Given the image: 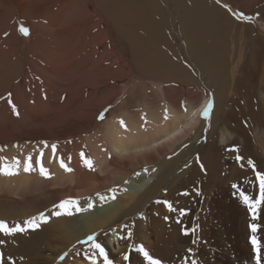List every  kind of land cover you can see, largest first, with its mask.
I'll return each mask as SVG.
<instances>
[{
	"label": "bare ground",
	"instance_id": "6f19581e",
	"mask_svg": "<svg viewBox=\"0 0 264 264\" xmlns=\"http://www.w3.org/2000/svg\"><path fill=\"white\" fill-rule=\"evenodd\" d=\"M15 1L18 13L31 21L35 33L33 42L26 48L27 60L33 55L47 66V72L36 67L33 70L44 77L39 80L48 91L56 93L59 88H63L70 93L80 94L75 104L87 95L90 98L87 107H96L101 111L123 93L126 98L119 110L124 111L126 107L141 102L140 83L134 80L136 76L142 79L147 76V79L170 84L171 81H181L182 84L191 85L195 81L199 84L197 90L204 91L202 99L195 103L192 98L196 94L195 88L187 96V106L183 109H177V100L170 98L169 90L172 88L164 91L163 95L149 93L145 104H142L143 113L149 115L139 117L131 111L127 113L126 121L114 119L106 131L109 148L101 149L93 157L80 156L77 148L69 155L64 154L62 148H57V154L53 155L52 148H48L45 160H41L38 151L32 154L35 170L24 172L26 160L21 157L17 175L0 174V194L18 197L16 201L24 207L9 212L11 216L26 217L43 208H51L52 205L54 208L69 199L78 201V207L84 209L74 211L71 216H56L54 213L58 209L55 208L46 214L48 222L43 223L46 225L43 229L26 231L23 237L11 236L26 244L24 258L33 263L32 255L35 253L37 257L39 247L46 249L50 237H62V242L57 241L62 247L59 254L76 241L85 240L89 235L129 216L132 217L129 222L130 231L119 230L113 232L111 237L104 238L105 250L110 247L115 254L122 256L113 264H147L142 253H136L130 263L124 261L125 254L130 256L129 251L122 246L126 237L123 233L127 231L132 233L131 245L138 240L136 248L143 244L146 251H153L154 254L174 244L173 252L177 255L173 257L172 254L167 264H182L191 248L186 243L171 242L175 238L179 240L180 233L186 228L187 221L182 217L185 209L189 210V201L197 197V191L211 187L216 179L229 182L225 188L231 187L230 190L235 191L234 181L239 176H252L248 171L261 173V159L257 155L250 156L249 142L244 138L241 140L244 131L240 124L235 129L237 138L229 148H218L212 141L211 133L209 141L205 143L207 145L201 151L198 167L195 168L197 175L191 177L197 185V179L202 178L201 189L199 186L194 188L193 193L183 195L190 182L184 179L186 172L174 177L164 191V185L160 183L163 182V175H157L159 157L186 140L203 117V110L211 96L198 79L206 78V87L212 89L215 97L217 113L226 110L235 117L236 112L232 107L243 101L249 110L250 120H261L260 109L258 114L254 111V98L264 90V76L258 75L259 67L264 64V33L258 28L256 30L254 23L239 16L259 15L264 18V0H97L92 7L85 0ZM13 3L14 0H0V53H5L4 59L9 61L6 63L9 66H12L18 49L15 42L18 36L14 29L9 28L14 15ZM235 11L240 15H236ZM4 35L6 38H3ZM177 42L182 43L178 45ZM184 54L183 67L177 58ZM70 57L72 62L67 63ZM240 64L249 67L250 76L248 92L243 97L240 96L243 94L235 79ZM118 79L128 80L129 83L118 89ZM12 80L11 76H7L0 79V83ZM24 82V78L18 80L9 92L11 98L23 92ZM144 82L141 86L148 87ZM94 89L100 91L99 98L92 95ZM156 103L159 108L154 110ZM26 104L32 106V102ZM28 115H31L30 110ZM72 116L73 113H69L66 118ZM4 118L0 114V137L7 128L1 125ZM144 118H148V121H144ZM56 121L51 120L52 123ZM92 121V118L86 116L62 132L61 137L79 134ZM218 121L216 119L215 123ZM233 122L238 121L231 120L229 116L225 118V125L233 126ZM46 127V124L37 121L33 130L41 132ZM91 148L93 150V146ZM106 152L112 153L110 160ZM236 152L242 160L237 161L234 156ZM117 157L124 162H120ZM85 159L93 162L91 169L84 163ZM61 160L72 169L71 172L60 166ZM249 160L252 164L248 163ZM41 163L48 170L49 177L40 174ZM200 163H203L206 172L201 171ZM99 174H107L109 180L103 182ZM250 180L246 179L245 182L248 184ZM247 186L242 187L247 190ZM51 187L57 188L49 194ZM164 201L170 202L173 210L170 211ZM147 209L146 214L144 212ZM141 212L142 218L139 219L140 215L135 219L134 216ZM148 223L155 238L151 240L143 234L140 239L138 232L142 227H147ZM145 230L149 234V230ZM87 248H90L85 251L87 254L75 264H92L93 258L99 264L96 250L91 245ZM221 249L225 250L226 247ZM80 256L78 254L75 257L79 259Z\"/></svg>",
	"mask_w": 264,
	"mask_h": 264
},
{
	"label": "rangeland",
	"instance_id": "374dc122",
	"mask_svg": "<svg viewBox=\"0 0 264 264\" xmlns=\"http://www.w3.org/2000/svg\"><path fill=\"white\" fill-rule=\"evenodd\" d=\"M85 1L88 2L91 7L93 3L97 2V0ZM13 6L14 15L11 19L9 28L14 29L15 34L18 36V39L15 41L17 42L18 49L13 58L12 66L6 65L9 61L4 59V52L0 53V79L7 76L13 78L11 82L0 83V114L5 116L1 125L7 127L2 131L3 136L0 137V149H3L0 151V164H2L4 160L11 163L15 159H21V157H24L25 160H27L29 156L34 154V151H38L41 160H45L47 150L48 148H52V145L56 146L55 155L58 152L57 148H62L63 152L65 151L64 154L67 155L72 153L74 148H77L80 152V156L93 157V155L97 154L101 149L107 150L109 148L110 141L106 137V131L109 124L114 119L126 121V115L131 111L135 112L139 117L149 115V113H143L142 110V104H145L146 96L149 93L163 95L164 91L166 92L167 89L172 88L169 91L174 95L169 92L170 98H175L177 100V109H183L187 106V96L199 85L195 81H193L191 85L188 83L182 84L181 81H178L177 83L176 81H171V84L168 82L161 83L162 81L159 82L147 79V76L144 79L140 76H136L134 80L140 83L139 92L141 95V102L126 107L124 111L119 110V106L126 98L123 93H120L108 107L101 111L96 107L91 109L87 107V102L90 99L87 95L83 96L82 100L75 104L80 94L70 93L63 88H59L56 93L48 91L39 80L44 77L41 74L36 73L33 69L36 67L42 72H47L48 68L33 55H30L27 60L26 48L28 44L33 42L35 33L31 21L23 18L21 14L18 13V6L15 0ZM235 14L240 15L239 12L236 11ZM239 17L243 20L254 23L256 30L258 28L260 32L264 33V24L262 23L264 22L263 17L261 18L259 15L250 16V19H244L241 16ZM21 24H23L24 27L29 28L30 35L23 36L19 32V26ZM177 36L178 35H176V37ZM3 38H6V36L4 35ZM177 43L180 45L182 42ZM177 59L184 67L185 54ZM70 62H72L71 57L67 60V63ZM263 68L264 64L259 67L258 75L264 76ZM22 78L25 79V82L22 85L23 92L15 98H11L12 103L16 105V109L19 112V115H16L8 103L7 98L10 90H12L13 87L16 86L18 80ZM235 79L237 86L240 87L243 94L240 96H245L250 85L249 67L240 64ZM142 80L145 81L144 83L147 84L148 87L141 86L143 82ZM198 80L200 83L203 82L204 88H207L206 90L211 96L210 101L214 102V108L210 114V120H205L202 117L194 132H192L186 140L178 143L173 149L167 150V152L164 153V156L159 157V169H157V175H163V182L160 183L164 185V191L166 188L168 189V183L172 181L174 177L185 172L184 179L188 182L190 181V188L188 187L185 192L193 193L195 191L194 188H198L199 186L201 189L200 183L202 178L197 179L199 184L197 185L193 183L191 177L192 175H197L195 168L197 169L198 167L201 158V151L207 145H205V143L209 141L210 134L213 133L212 141L218 148H229L231 147L230 145L232 144V141L237 138L238 133L235 129L238 124L241 125L244 131V137L241 136V140L244 138L249 142L250 156L257 155L258 158L261 159V173L259 174L264 175V90H262L261 93H257L254 98V111L255 114H258L260 109L262 112V116H260L261 120H250L249 110L246 103L243 101H240L235 107H232V110L236 112L235 117L231 112H227L226 110L217 113L214 101L215 97L212 93V89L209 86L206 87V78ZM35 81H38V83ZM128 83V80L118 79L116 87L119 89ZM208 84H210L209 81ZM190 87L193 88L189 90ZM164 88L166 89L164 90ZM197 89L198 88H196L195 96L192 97L193 102L195 103L201 100L203 97L202 95H204L203 90ZM233 93L238 95L235 92ZM92 95H96L98 98L101 96L100 91L97 89L92 91ZM245 100L247 99L245 98ZM26 102H32V106H29ZM33 103H35V105H33ZM154 106H156V108L153 107L154 110L159 108L157 103ZM28 110L31 111V115H28ZM69 113H73V116L70 119H67L66 117ZM96 115L98 116L95 117ZM86 116L93 119L90 126L86 127L83 131L73 137L70 135H66V138L61 137L62 132L72 124L82 121ZM101 116H103V119L100 118ZM228 116L231 120H237L238 122H233V126L231 124L225 125V118ZM53 119H56L57 121L52 123L51 120ZM216 119H219L217 124L215 123ZM37 121L47 125L45 131L36 132L33 130L34 127H36ZM144 121L147 122L148 118H144ZM214 124L216 125L215 129L213 128ZM91 146H93V150ZM36 148L37 150H35ZM41 153L43 154L42 157ZM106 155L108 160L113 157L111 152H106ZM234 156L236 158L238 153L236 152ZM197 157H199V161L197 160ZM117 159L120 162H124L118 157ZM116 172H118V169H116ZM247 173L252 176L247 175L242 178H239V176L238 179L234 181L235 191L230 190L231 187L225 188L229 182H222L216 179L211 187L197 191V197H194L192 201H189V210L186 208L182 217L187 221L186 228L180 233L179 240L175 238L172 240L173 242H171H178L181 244L186 243L189 248H191V252L186 254L187 256L185 255L182 264H192L193 260H196L197 264H257L256 249L252 245L253 235L256 236L260 245V264H264V202H261L258 205L256 211L257 218L253 219V211L244 202V196H248L253 203L260 201V181L256 173L251 171H248ZM131 174L133 175V173ZM98 177L103 180V182L109 180L107 174H99ZM246 179H251L248 184L245 182ZM172 184H174V181ZM243 185L245 187L248 185L247 190L242 187ZM55 188L57 187H51L49 194H51ZM162 193L163 192L161 191V195ZM16 200H19L16 196L7 195L5 193L0 194V216L6 214L5 217H0V221L7 222L10 227L15 226L16 224L25 226V221L37 217L41 213L46 215L50 210L56 208V206L52 208V205L50 206L51 208H43L35 214H28L26 217H14L11 216L9 212L24 208L23 205L20 206ZM147 212L148 209L144 213L147 214ZM141 213L134 216L135 219L140 215L139 219L142 218L143 213ZM131 219L132 217L129 216L122 218L111 227L92 235L96 236V242L104 246L103 243L106 242V240L104 241V238L111 237L113 232L129 230L131 226L129 222ZM253 224L257 225V232L255 234H253L251 230ZM45 226V224L41 223L38 229L41 230ZM145 228L149 230V234ZM149 228V223L147 227L141 228L142 230L138 232L140 239L143 238V234L150 237L151 240L155 238ZM185 231H187L189 235H185ZM127 234L128 231L125 234L123 233L126 237H124V243H122V246H124L130 253V260L128 261V263H130L133 258H135L136 243H138V240H136V243L134 242L135 244L132 243L131 245V241L128 239ZM19 235L23 237V233H17L13 237H19ZM50 236H52V234ZM13 237H5L0 233V241H3V243H0V253L4 254L7 264H12V262H14V264H49L48 261L50 258H52L50 261L51 264L54 261L53 264H65L66 262L75 264L77 260H82L84 254H87L85 251L90 249L87 247H90L91 245L90 242L87 244L81 243L87 239L85 238V240L76 241L69 249L58 254V252L62 250V247L57 241L62 242L63 239L61 236L50 237L47 239L48 245L46 247L48 249L37 248L36 252L38 255L37 257H35V253L32 255L34 262L31 263L23 256L27 247L26 244L22 241L15 240ZM141 245L143 244H140L139 246ZM173 245L174 244H170L167 248L163 247L159 254H154L153 251L148 252L152 257L154 256V259H159L161 264H167L170 257L172 258V256L174 257V255H177V253L173 252ZM223 246L226 247L225 250L221 249ZM106 252L108 253L109 259L113 262H117L119 258L122 257L121 254H115V251L110 247ZM78 254L81 256L79 259H76L75 256ZM97 256L100 258L99 264L102 263L103 258L98 254ZM72 260H74L73 263Z\"/></svg>",
	"mask_w": 264,
	"mask_h": 264
},
{
	"label": "snow or ice",
	"instance_id": "6c2138e0",
	"mask_svg": "<svg viewBox=\"0 0 264 264\" xmlns=\"http://www.w3.org/2000/svg\"><path fill=\"white\" fill-rule=\"evenodd\" d=\"M219 2V0H218ZM241 16H243V14H241ZM244 19H250L249 17H243ZM19 32L23 35V36H28L30 35V30L27 27H24L23 24H21L19 26ZM8 103L10 104L13 112L16 115H19V112L16 109V105L12 103L11 100V94L8 95ZM214 108V102L210 101L206 108L203 110V118L205 120H210V114L212 112ZM101 119H103V116L100 117ZM123 123V122H121ZM3 149H0V151H2ZM52 150H53V154L55 155V151H56V146L52 145ZM236 151H238V149H236ZM42 153H41V157H42ZM237 161L242 160L243 158L240 156L236 157ZM197 160L199 161V157H197ZM84 163L86 164L87 167H89L90 169L92 168L93 162L91 160L85 159ZM249 164H252V161H248ZM60 166L62 168L65 169V171L71 172L72 169L68 168L64 161L61 160L60 161ZM243 167V165H241ZM21 167V161L18 159H15L13 162H8L7 160H4L2 164H0V174H3L5 176H13V175H17L19 173ZM201 171L206 172V169L203 165V163H200L199 165ZM255 166L253 165V168ZM35 170L34 169V164L32 161V157L29 156L24 164L23 167V171L24 172H31ZM40 174L42 176L45 177H49L50 174L48 172L47 169H45L41 163L40 166ZM257 177L260 181V201H257L256 203H253L251 199H249L248 196H244V202L248 205V207L250 209H252L253 211V219H256V211L258 209V205L261 202H264V175H261L259 173H257ZM183 195H188V193H182ZM114 198V196H113ZM101 199H104L103 197H101ZM158 203H160L158 201ZM163 203H165L167 205V207L169 208V210H173L172 204L170 202L164 201ZM89 207H92L91 204H89ZM56 208L58 209L54 214L56 216H61V215H68L71 216L73 215L74 211H84V209L79 208L78 207V201L76 200H64L62 201L60 204H58L56 206ZM165 219H167V217H165ZM48 222V217L46 215H44L43 213H41L39 216L37 217H33L27 221H25V226H21L20 224H16L15 226L10 227L8 225L7 222L5 221H0V233H2L5 237L7 236H15L17 233H24L26 231H28L29 229L32 231L37 230L40 227L41 223H47ZM252 233L255 234L257 232V225L253 224L252 225ZM185 235H189V233L187 231H185L184 233ZM128 239H131L132 237V233L128 232L127 234ZM96 236L95 235H91L88 236L87 239L85 241H82L81 243H91V247L96 250V253L103 258V264H113V261L111 259H109L108 253L106 252L105 248L98 242H96ZM0 243H3V241H0ZM252 245L253 247H255L256 249V258H257V264H260V245L257 241V238L255 235L252 236ZM136 253H142L143 255V260L147 261V264H161V261L159 259H154L148 251L145 250L144 246L141 245L138 248L135 249ZM189 252H191V249H189ZM63 259V257H62ZM124 261H129L130 257L128 254H125L123 256ZM0 264H7L6 259L4 257L3 253H0ZM12 264H14V262H12ZM92 264H98L97 260L95 258H93L92 260ZM192 264H197L196 260L192 261Z\"/></svg>",
	"mask_w": 264,
	"mask_h": 264
}]
</instances>
